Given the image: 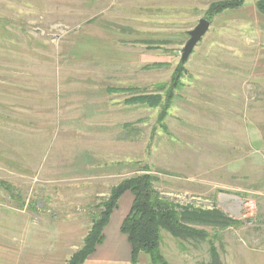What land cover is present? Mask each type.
Listing matches in <instances>:
<instances>
[{"label":"rangeland","instance_id":"1","mask_svg":"<svg viewBox=\"0 0 264 264\" xmlns=\"http://www.w3.org/2000/svg\"><path fill=\"white\" fill-rule=\"evenodd\" d=\"M217 1L0 0V264L15 236L36 245L37 264H63L111 188L142 173L162 197L235 221L192 224L206 238L163 231L168 264L209 263L211 245L222 264H264L257 0L210 17L166 100L189 31ZM129 86L162 104H130L134 93L107 90Z\"/></svg>","mask_w":264,"mask_h":264},{"label":"trees","instance_id":"2","mask_svg":"<svg viewBox=\"0 0 264 264\" xmlns=\"http://www.w3.org/2000/svg\"><path fill=\"white\" fill-rule=\"evenodd\" d=\"M244 2L245 0L213 2L207 10L206 18L210 19V17L225 10L239 8ZM256 7L264 13V0H257ZM184 63L181 61L178 64L172 77V83L166 97L169 102L173 98V90L180 83ZM107 90L110 92L129 91L134 93L135 95L127 101L130 104L158 106L163 102V97L160 94L137 93L138 88L133 86L109 87ZM147 168L145 170H148ZM127 190L133 193L134 200L130 212L123 220L121 230L128 236L132 245L133 264H138L143 253L150 256L149 263L151 264H168L161 249L163 231H167L179 240L197 237L198 235L206 238L208 232L196 228L192 224H217L223 220L224 223L222 224L228 225L235 222L216 208L203 209L181 206L168 198H164L154 188V177L151 174H137L124 178L111 188L110 196L103 201L100 214L86 235L82 247L65 264H82L95 251L96 246L103 240V230L111 217L112 211L118 206L120 197ZM182 246H184L183 243ZM211 248L212 257L209 263L206 264H222L214 245H211Z\"/></svg>","mask_w":264,"mask_h":264},{"label":"crops","instance_id":"3","mask_svg":"<svg viewBox=\"0 0 264 264\" xmlns=\"http://www.w3.org/2000/svg\"><path fill=\"white\" fill-rule=\"evenodd\" d=\"M259 69L260 66L256 67L257 72H253V74L255 73V76L258 78L257 84H262L264 87V80H262ZM259 129L260 127H257V131H254V134L258 136L264 135L259 131ZM133 200L134 195L129 191H126L121 196L117 208L113 210L109 222L104 227L102 242L96 246L95 251L82 264H133L132 245L128 236L121 230V225L124 218L131 210ZM24 226L25 227L22 228L23 231L28 232L27 236L31 238L34 234L35 226H33V224H27V227L26 225ZM20 229L21 227L19 226L18 232ZM15 241L18 242V246H15L14 253L8 255L5 258L2 257L3 259L1 264H37V252L35 250L36 245L32 244L30 240H26V243H24L22 239H19V237L16 236ZM22 243L23 245H21ZM72 254L73 253L70 255ZM69 256L63 261V264L67 262ZM52 262L57 263V261H54L53 259L47 261V263ZM138 264H140V261ZM144 264L150 263L144 262Z\"/></svg>","mask_w":264,"mask_h":264},{"label":"water","instance_id":"4","mask_svg":"<svg viewBox=\"0 0 264 264\" xmlns=\"http://www.w3.org/2000/svg\"><path fill=\"white\" fill-rule=\"evenodd\" d=\"M211 21L206 18H200L199 22L189 31V39L182 49L181 61L185 62L189 59L192 51L197 43L202 39L204 34L209 30Z\"/></svg>","mask_w":264,"mask_h":264}]
</instances>
